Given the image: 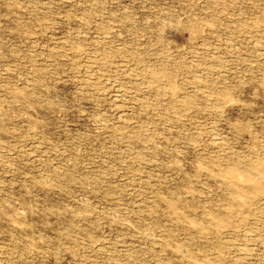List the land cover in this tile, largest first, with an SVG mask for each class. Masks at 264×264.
Here are the masks:
<instances>
[{"label":"rangeland","instance_id":"obj_1","mask_svg":"<svg viewBox=\"0 0 264 264\" xmlns=\"http://www.w3.org/2000/svg\"><path fill=\"white\" fill-rule=\"evenodd\" d=\"M0 264H264V0H0Z\"/></svg>","mask_w":264,"mask_h":264}]
</instances>
